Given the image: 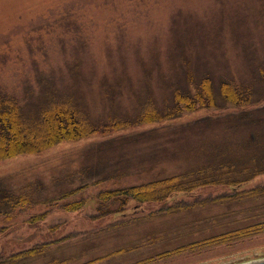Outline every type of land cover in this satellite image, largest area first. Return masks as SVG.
Segmentation results:
<instances>
[{
  "label": "rangeland",
  "instance_id": "1",
  "mask_svg": "<svg viewBox=\"0 0 264 264\" xmlns=\"http://www.w3.org/2000/svg\"><path fill=\"white\" fill-rule=\"evenodd\" d=\"M207 80L210 99L190 111L181 105L173 118L0 161V185L14 191L29 187L36 198L0 215V260L42 247L43 255L23 264L53 259L82 264L132 242L142 244L151 232L189 228L206 217L224 221L226 212H240L241 206L209 204L158 218L171 203H133L121 217L97 212L95 198L106 190L264 153V0H0V93L23 101L48 81L80 99L90 119L103 124L137 115L148 100L165 117L176 107V92L195 97ZM222 84L233 85L237 105L223 98ZM256 187H264V174L240 190ZM231 193L222 185L207 186L175 201L207 203ZM71 203L82 205L65 210ZM150 214L156 219L144 221ZM182 236L147 244L119 261L199 239L196 233ZM260 260L264 237L154 258L151 264Z\"/></svg>",
  "mask_w": 264,
  "mask_h": 264
},
{
  "label": "trees",
  "instance_id": "2",
  "mask_svg": "<svg viewBox=\"0 0 264 264\" xmlns=\"http://www.w3.org/2000/svg\"><path fill=\"white\" fill-rule=\"evenodd\" d=\"M232 86L222 84L220 89L226 101L237 105L238 94L232 90ZM210 94V83L207 80L202 82L201 89L195 97L189 98L176 92V107L168 108L169 112L164 113L165 117H162L156 111L152 101L148 100L141 106L137 115L124 118L113 117L100 124L90 119L88 113L80 106V99L78 101L73 94L60 91L48 81L40 86L35 96L30 90L23 101L13 94L0 93V161L19 155L41 153L57 144L89 138L99 132L120 131L139 125L153 124L168 117L173 118L181 105L190 111L197 102L208 101ZM234 161L209 163L167 178L100 192L95 198L97 212L104 211V213H112L116 216H123L133 203L138 205L163 201L171 203L172 206H169L165 213H159L158 218L191 212L209 204L224 206L226 203L230 206L231 202L234 206H241L242 210L231 212V215L230 212H226L223 215L225 216L224 221L221 217L220 219L206 217L190 222L189 228L186 226L174 231L170 229V231L151 232L146 235L142 244L132 242L127 248H115L104 257L82 264H151L154 258L166 257L168 259L170 256L175 257L180 254L207 252L264 237V187H256L247 191L240 190L246 183L264 174V153L259 157L248 156L245 159L243 157ZM217 185L228 187L233 193L231 196L207 203L185 205L175 201L179 195L186 197L200 188ZM34 195L35 190L30 191L29 187L14 191L0 185V215L11 214L16 209L34 203L36 201ZM81 205L82 203H71L65 206V210L76 211ZM154 216L150 214L144 221H153L156 219V217L153 218ZM184 233L188 236L196 233L199 239L159 254H150L148 257L146 255L145 258L140 255L132 261H119L122 256L134 257L132 254H137L149 244L154 247L156 243L165 241L167 238L175 241L183 237ZM44 253L42 247H35L2 259L0 264H23L24 261ZM67 263H69L67 260L53 259L45 264Z\"/></svg>",
  "mask_w": 264,
  "mask_h": 264
},
{
  "label": "water",
  "instance_id": "3",
  "mask_svg": "<svg viewBox=\"0 0 264 264\" xmlns=\"http://www.w3.org/2000/svg\"><path fill=\"white\" fill-rule=\"evenodd\" d=\"M248 264H264V260H260V261H257V262H251V263H248Z\"/></svg>",
  "mask_w": 264,
  "mask_h": 264
}]
</instances>
